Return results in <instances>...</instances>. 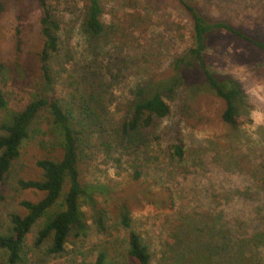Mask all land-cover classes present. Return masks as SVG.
Segmentation results:
<instances>
[{
    "label": "rangeland",
    "instance_id": "374dc122",
    "mask_svg": "<svg viewBox=\"0 0 264 264\" xmlns=\"http://www.w3.org/2000/svg\"><path fill=\"white\" fill-rule=\"evenodd\" d=\"M188 1L208 19L229 21L264 40V0ZM102 3L110 42L95 56L79 32L84 1L50 0L62 28L61 53L52 60L54 88L77 104L94 89L106 105L108 126L118 129L138 97L144 98L152 85L170 80L177 60L195 47L193 21L178 0ZM41 13L37 0H14L0 17V57L7 63L5 88L12 112L22 110L42 86ZM212 39L204 50L206 64L217 75L239 81L245 93L238 124L223 120L226 101L215 91L196 90L187 82L171 95L164 93L171 114L159 121L157 129L148 130L153 137L135 151L103 146L101 142L115 136L111 131L103 137L93 135L80 164L82 177L85 183L105 187L97 190L93 203L82 200L86 234L72 232L63 253H48L51 238L35 245L47 220L43 218L27 236L22 264L91 262L103 250L112 264H138L127 255L129 232L120 223L122 202L129 204L133 228L149 244L153 264H179L172 249L175 232L185 227L190 231L201 220L209 221V251H216L219 264H264V52L227 31H217ZM140 88L144 90L139 96ZM7 116V111L0 112V136ZM51 121L42 111L9 173L0 198V233L11 232L10 213L27 212L21 200L44 196L42 191L23 189L19 180L41 178L37 160L60 155ZM179 139L185 147L181 159L169 148ZM221 244L229 249H217ZM0 264H6L1 248Z\"/></svg>",
    "mask_w": 264,
    "mask_h": 264
},
{
    "label": "trees",
    "instance_id": "16d2710c",
    "mask_svg": "<svg viewBox=\"0 0 264 264\" xmlns=\"http://www.w3.org/2000/svg\"><path fill=\"white\" fill-rule=\"evenodd\" d=\"M13 1L0 0V17ZM37 1L42 9L40 33L43 44L38 56L43 80L40 91L20 111L12 112L9 109L10 94L5 88L7 63L0 57V112L7 111L8 114L7 121L1 124L4 134L0 136V198L2 190L8 184L9 173L14 163L21 157L22 147L25 141L31 138L34 123L42 111L47 112L52 120L60 155L37 160L36 165L42 171L41 178L19 180L23 189L39 190L44 196L38 201L21 200L20 205L27 211L25 214L18 212L9 214L11 232L0 233V248L6 253V264L25 262L27 236L43 218L47 220L38 230L35 245L39 247L51 238L52 243L48 253H63L72 232L77 236L86 234L88 223L82 200L88 199L93 203L97 190L105 187L103 184L85 183L82 177L80 164L93 135L103 137L111 131L115 136L111 137L110 142H101L103 146L108 149L114 147L127 153L135 151L153 137L151 136L153 132L148 130L157 129L160 125L159 121L171 114V105L164 98V93L171 95L175 89L187 82L195 84L196 90L215 91L226 101L223 120L233 126L238 124L240 104L245 100L240 82L217 75L210 70L204 60V50L212 43L214 33L220 30L230 32L264 52V40L242 31L229 21L208 19L196 5L188 0H178L193 21L195 47L185 57L177 60L174 76L170 80L162 86L161 83L152 85L150 92L144 98L138 97L133 103L130 116L128 115L116 129L108 126L104 118L106 105L102 97L96 96L94 89L89 92L88 97H84V102L79 99L78 104L56 94L54 87L57 84V77L54 75L52 60L61 53V23L51 8L50 0ZM83 1L84 16L79 32L90 42L92 46L90 52L96 56L109 45L108 35L111 31L103 20L102 0ZM21 45L22 40L19 39L18 47L21 48ZM143 90L144 88H140L139 96ZM72 97L74 100L77 98L76 95ZM179 141L169 148L177 158L181 159L184 157L185 147L181 139ZM139 176L140 173L137 174V178ZM57 206L60 208L52 212ZM119 206L120 223L129 232L127 255L138 264H153V254L149 244L133 228L129 204L122 202ZM201 222L202 224L196 222L194 226H189L190 231L185 227L175 232L172 249L179 257L177 260L179 264L187 260L190 264H219L220 261L215 257L216 251H209V221L201 220ZM189 233H192V237ZM228 244H221L216 248L226 251L229 249ZM198 246L203 247V250ZM77 264L112 263L109 261L108 252L103 250L97 254L94 261H81Z\"/></svg>",
    "mask_w": 264,
    "mask_h": 264
}]
</instances>
